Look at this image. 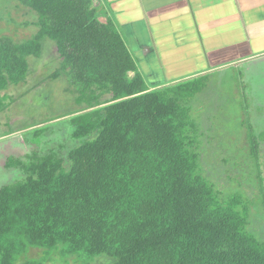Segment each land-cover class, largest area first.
Returning <instances> with one entry per match:
<instances>
[{"label":"trees","instance_id":"obj_1","mask_svg":"<svg viewBox=\"0 0 264 264\" xmlns=\"http://www.w3.org/2000/svg\"><path fill=\"white\" fill-rule=\"evenodd\" d=\"M13 1L34 33L23 42L0 39V115L45 41L58 62L55 72L39 74L45 82L62 78L80 108L65 116L64 158L33 150L7 160L23 178L0 189V264H47L56 254L63 264H264V240L248 231L253 200L223 198L204 177L213 159L194 152L183 103L210 75L153 86L107 4ZM52 123L35 125L27 143L39 147ZM249 142L258 166L264 142ZM32 251L41 257L30 258Z\"/></svg>","mask_w":264,"mask_h":264},{"label":"rangeland","instance_id":"obj_2","mask_svg":"<svg viewBox=\"0 0 264 264\" xmlns=\"http://www.w3.org/2000/svg\"><path fill=\"white\" fill-rule=\"evenodd\" d=\"M16 6L13 0H0V39L7 37L15 42H23L34 33L30 27L23 28L28 19L24 11ZM132 15L135 19L139 16L138 11L133 9ZM234 22L230 20L229 24L233 25ZM121 33L124 35L123 31ZM124 36L128 41L126 34ZM127 45L139 58L136 55L137 44L128 41ZM43 54L34 63L31 62L33 59L30 60L33 70L26 84L10 87L7 91L13 101L6 103L9 107L0 115V189L17 184L23 178L19 169L5 168L9 158L22 159L33 150L39 154L53 150L64 158L67 151L69 124H66L65 116L73 114L80 107L76 106L75 97L68 91L69 85L62 78L55 82L43 81L41 75L55 72L53 69L58 62L53 43L45 41ZM144 70L141 68L142 72ZM203 85L204 89L200 93L183 103L195 126L190 132L196 136L199 149H194V152L203 154L209 160L213 159L216 167L213 164L205 166L208 172L204 177L214 181V186L223 198L240 195L253 200L249 205L248 231L263 241L264 204L260 188L264 190V154L261 157L259 155L261 161L256 166L247 145L254 137L259 143L264 142V59L256 64L218 70ZM52 119L55 123L40 139L42 144L39 147L27 143V140L33 139L35 125ZM220 158L229 161L225 165ZM259 174L260 180L257 181ZM260 183L262 187H259ZM55 256L47 264H63L58 255ZM29 257L36 259L41 254L32 251ZM69 261L73 264L72 260ZM99 264L104 263L99 261Z\"/></svg>","mask_w":264,"mask_h":264},{"label":"crops","instance_id":"obj_3","mask_svg":"<svg viewBox=\"0 0 264 264\" xmlns=\"http://www.w3.org/2000/svg\"><path fill=\"white\" fill-rule=\"evenodd\" d=\"M128 1L98 0L137 44L136 55L153 85L170 86L264 59V0Z\"/></svg>","mask_w":264,"mask_h":264}]
</instances>
